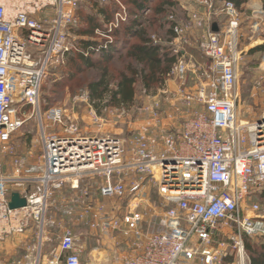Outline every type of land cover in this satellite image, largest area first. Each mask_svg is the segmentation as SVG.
Listing matches in <instances>:
<instances>
[{"label": "built area", "instance_id": "built-area-1", "mask_svg": "<svg viewBox=\"0 0 264 264\" xmlns=\"http://www.w3.org/2000/svg\"><path fill=\"white\" fill-rule=\"evenodd\" d=\"M87 1L0 0V245L35 227V242L10 264H83L85 244L74 226L134 236L133 249L140 251L107 255V264H247L246 238L264 237V207L252 201L264 191V112L246 122L238 110L245 55L241 12L230 1L181 0L187 19L173 29L177 60L163 87L146 91L147 97L156 94L145 108L149 120L128 135L95 112L83 128L61 107L41 111L48 71L78 50L77 10ZM111 1L120 10L107 31H96L108 40L106 46L113 43L110 33L128 20L120 0H101ZM195 45L209 66L189 54ZM28 107L42 148L34 164L18 154L15 143L31 118ZM180 119L184 123L176 128ZM86 180L100 182L99 199L93 188H84ZM154 188L162 199L163 232L144 240L141 227ZM67 189L74 196L64 206L71 225L46 252L53 243L46 212ZM13 193L25 198L26 206L12 209ZM0 264L7 263L0 258Z\"/></svg>", "mask_w": 264, "mask_h": 264}, {"label": "rangeland", "instance_id": "rangeland-1", "mask_svg": "<svg viewBox=\"0 0 264 264\" xmlns=\"http://www.w3.org/2000/svg\"><path fill=\"white\" fill-rule=\"evenodd\" d=\"M90 1L92 3L95 0ZM90 1L88 3H90ZM175 1L178 2L179 7L181 8V13H178V18L176 19H178L179 23H182L186 20L187 16L180 6L181 0ZM259 5L258 0H251L245 6V9L241 11L243 23L241 47L244 50L245 55L239 68L240 104L238 110L241 119L246 122L257 120L264 112V53L251 54L252 49L264 44V27L258 24V20H264V14H262ZM149 14L150 12H147L145 15L147 16ZM124 23L120 26H123ZM83 25L79 24V28ZM120 26L115 29H119ZM156 28L158 30V27ZM75 34V41H77V39L80 38L77 30L75 31ZM96 36L102 38L99 35ZM83 38L84 40H88L87 37H82V39ZM181 48L183 49L184 47L182 46ZM122 50L123 49L120 47L119 52ZM193 57L203 66L205 65L207 67L210 65L208 59L202 55L200 51H196V55ZM61 67L63 66L51 68L46 79L43 81L40 93V107L43 113L50 108L61 107L68 112L71 118H76L81 127L87 128L92 118H94L93 112H95L98 117L105 119L110 127H116L118 129L122 128V130L128 135L137 126L149 120L150 113H148L145 108L150 105L152 102L150 99L156 97V94L155 96H152V94L150 97H147L146 91L138 84L136 87L135 103L130 109L108 108L102 115H99L95 107L91 104L88 92L83 88L82 84V82H89L92 77H96L98 74L97 70H85L80 74H76V77L72 80H64L65 75L62 74L61 71L59 72ZM51 71H54V73ZM67 71L69 73L71 70L68 69ZM62 80L64 81L60 84ZM194 81L195 80L191 83H194ZM56 82H59L58 84L60 85H56ZM52 85L54 87H52ZM191 86H193V84L188 85L187 88L191 89ZM155 92L156 91H153V93ZM158 98L164 102L162 96H159ZM163 109L166 110L165 107H163ZM26 113V115L31 118L18 133L15 143L18 146V154L20 156H28L29 159H31L30 161L34 164L41 155L42 149L39 140V128L36 117L34 116L33 108L28 107ZM162 113L165 112L162 111ZM110 122L111 124H109ZM174 123L176 128H180L184 122L183 119H180L174 121ZM5 165L6 169L11 171V159L6 158ZM98 183H100L98 180L88 182L86 180L83 182L84 188H93L95 200L99 199L98 191H96V189H98V185L96 184ZM263 192L261 196L252 195V201L258 202L264 207ZM73 197V193L67 189L57 193L49 204L46 212L45 226L48 237L53 240V243L46 246V252L50 251L55 246L57 237L71 225L65 216L64 206ZM150 205L151 206L148 208L149 210L147 211V215L141 227L144 240L146 237L163 232V228L160 226L163 205L162 199L156 188L150 191ZM75 231L78 235H81L82 241L85 244V251L82 258L83 264H107L105 263L107 255L113 258H118L119 256L124 255L133 256L136 251H140V249H133V245L137 241L134 236L124 237L119 233L108 235H102L99 233L93 234L84 227H77ZM21 238L23 241H20V245H16L18 247V259L23 256V251L26 247L24 241L34 242V237H31L30 240H26L24 236ZM113 264L118 263L115 261ZM247 264H250L249 260L247 261Z\"/></svg>", "mask_w": 264, "mask_h": 264}, {"label": "trees", "instance_id": "trees-1", "mask_svg": "<svg viewBox=\"0 0 264 264\" xmlns=\"http://www.w3.org/2000/svg\"><path fill=\"white\" fill-rule=\"evenodd\" d=\"M89 1L77 10L80 25L84 24L76 29L80 37L75 41L78 50L65 55L59 72L65 75L64 80H72L85 70H97L96 77L82 84L99 115L108 108L130 109L135 103L137 85L147 92L157 91L176 62L171 42L178 19L172 20L171 16L178 18L181 8L175 0H120L127 7L129 17L123 26L110 33L113 43L106 46L108 40L97 37L96 31H107L120 6L115 1ZM220 1L233 2L241 12L251 0ZM261 1L264 5V0ZM147 12L150 14L146 16ZM256 53H264V44L251 50V54ZM246 250L250 264H264V237L246 238Z\"/></svg>", "mask_w": 264, "mask_h": 264}, {"label": "crops", "instance_id": "crops-1", "mask_svg": "<svg viewBox=\"0 0 264 264\" xmlns=\"http://www.w3.org/2000/svg\"><path fill=\"white\" fill-rule=\"evenodd\" d=\"M258 2L260 4L259 6H260V9H261L262 14H264V5H263V3H262L261 0H258ZM257 13H258V11H257ZM185 14L187 16V13L186 12H185ZM258 21H259L258 24H260V26L264 27V20L261 19V20H258ZM260 21H261V23H260ZM242 28H243V23H242ZM188 51H189V54H192L194 56V55H196V51H199V50L196 49L195 47H191V48L188 49ZM169 88H170V90H175L174 84H169ZM173 124L175 125V123H173ZM88 181L89 180H87V182ZM65 216H66V213H65ZM74 228L77 229L76 226H74ZM74 228H72V229H74ZM33 233L35 235V229L34 228L30 232V234L28 233V234L24 235L25 239L26 240H30L31 237H34L33 236ZM21 237H23V236H15L14 238L11 239V241L9 240L7 243H4V244H1L0 245V258L2 260H4L7 264H10V262L12 260L18 259V254H17L18 253V251H17L18 247L16 245H20L19 244L20 241H23V239ZM256 238H254V239H256ZM258 238H260V237H258ZM34 242H35V237H34ZM28 243L32 244L33 242L24 241V244L27 245ZM25 250H26V247L24 248L23 255L25 254ZM249 261H250V258H249Z\"/></svg>", "mask_w": 264, "mask_h": 264}, {"label": "water", "instance_id": "water-1", "mask_svg": "<svg viewBox=\"0 0 264 264\" xmlns=\"http://www.w3.org/2000/svg\"><path fill=\"white\" fill-rule=\"evenodd\" d=\"M213 30L217 31V25L215 21L213 22ZM27 201L25 198L21 197L19 193H13L11 196L10 207L12 209L22 208L26 206Z\"/></svg>", "mask_w": 264, "mask_h": 264}]
</instances>
